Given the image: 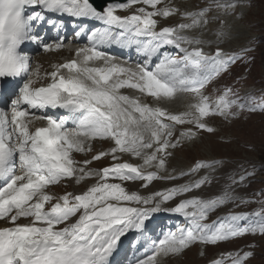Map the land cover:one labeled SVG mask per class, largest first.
I'll return each instance as SVG.
<instances>
[{"label": "snow or ice", "instance_id": "snow-or-ice-1", "mask_svg": "<svg viewBox=\"0 0 264 264\" xmlns=\"http://www.w3.org/2000/svg\"><path fill=\"white\" fill-rule=\"evenodd\" d=\"M161 2L126 0L98 10L90 0H0V78H25L19 95L11 101V112L0 108V220L11 225L0 227V264H109L117 243L130 229H144L162 204L186 197L215 179L213 174L222 163L218 160H198L178 175L177 169L170 171L168 163L177 148L194 142L203 132L216 133L213 119L229 122L244 111L264 112V97L257 102L254 95H241L230 86L216 99L204 91L244 59L219 46L230 34L228 18L235 16L243 0H207L194 11L167 5L157 8ZM135 4L147 7L130 15L117 14ZM49 13L94 18L105 27L90 33L89 46L78 48L75 59L54 64L53 71L43 74L50 83L34 87L40 72L32 68L24 46L36 43L44 52L65 46L63 37L49 42L40 34L41 26L57 24ZM174 14L185 22L159 27L157 16ZM214 23L219 25L216 30L210 28ZM196 31L201 35L214 31L216 48L206 51L205 45L213 41L190 35ZM104 45L133 48L146 59L135 67L117 64L101 50ZM168 47L176 50L175 55L166 51ZM157 57L158 62L151 63ZM124 88L157 103L190 98L188 110L169 112L123 94L120 90ZM49 108L67 114L54 118L32 111ZM32 118L46 120L47 125L30 130ZM94 141L109 142L111 147L82 162L76 160L73 154L91 152ZM124 155L141 163L124 160ZM105 157L111 158L109 165L88 167ZM254 175L245 169L230 176L223 194L213 198L179 199L166 211L181 214L186 225L152 240V254L136 264H157V257L180 255L196 243L217 245L249 234L264 235V207L206 223L210 213L229 202L237 207L255 202L233 195L236 187ZM178 176L189 180L150 195L126 187L140 182L148 188L158 180ZM94 177L96 183L79 194L56 196L48 191L62 182L65 186L72 180L80 184ZM259 195L264 197V190ZM72 218L74 222L69 223ZM21 219L27 222L18 223ZM254 254L252 250L228 252L213 264H246Z\"/></svg>", "mask_w": 264, "mask_h": 264}, {"label": "rangeland", "instance_id": "rangeland-1", "mask_svg": "<svg viewBox=\"0 0 264 264\" xmlns=\"http://www.w3.org/2000/svg\"><path fill=\"white\" fill-rule=\"evenodd\" d=\"M228 19L231 25L230 34L227 37L230 39L229 44L236 47H243L249 43L257 44L253 51L249 52L255 57H252L254 60L245 64L243 68H237L234 77L237 76L238 80L245 84L248 90L253 88L254 92L251 95L257 94L259 98L264 97V0L243 2V6L237 8L235 16ZM215 26V30L218 29V23H215ZM231 45L228 46L232 47ZM39 63L37 62L35 69ZM45 64H47V59H45ZM244 68H249V70ZM245 74H248L249 77H244ZM231 78H233L232 75ZM231 78L228 79L229 82H232ZM217 128L219 129L217 133L204 135L201 139L195 141V144L189 147L187 151H185V148L178 150L181 152L178 153L175 159L177 165L174 167L177 168L189 169L197 160H218L222 162L213 174L215 179L211 184L194 190L188 193L187 196L209 199L222 195L230 183L229 177L247 169L249 172H255V175L250 177L244 185L236 187L233 195L243 201L252 200L255 202L240 203L238 200L239 207L236 206V203L229 202L212 212L211 216L219 218L224 214L236 213L246 209L255 211L257 207L264 205V203H261V201H264V197L259 195L264 190V112L244 111L234 120L229 122L222 120ZM203 174L202 170L200 175ZM198 178L199 176H193L191 179ZM188 180L189 177H183L180 181H157L156 185L158 188L166 189L173 185L184 184ZM139 185L140 187H137L140 192H144L141 189V183ZM73 188L72 181H68L67 186L62 184L52 188L49 192L61 196L65 192H72ZM145 192L148 193L147 190ZM253 244L255 247L250 248L249 246ZM210 249V257H215L219 251H234L235 253L237 249H243L244 251L252 249L255 251V255L248 264H264V235L249 234L241 239L236 238L230 242H220L217 245H212L207 248V252ZM187 257L191 259L189 262L184 257L181 262L184 264H199L205 261L203 258L198 257L197 253H195V256L187 254ZM176 262H179V259ZM169 264H172V261H169Z\"/></svg>", "mask_w": 264, "mask_h": 264}, {"label": "bare ground", "instance_id": "bare-ground-1", "mask_svg": "<svg viewBox=\"0 0 264 264\" xmlns=\"http://www.w3.org/2000/svg\"><path fill=\"white\" fill-rule=\"evenodd\" d=\"M229 18H230V17H229ZM236 20H237V19H236ZM43 82H45V81H40V82H38V83L40 84V83H43ZM74 154H76V153H74ZM139 161H140V160H139ZM177 170H178V169H177ZM72 181H74V180H72ZM157 188H158V187H157ZM166 209H168V207L161 205V211H159L158 213H162L163 211L166 212ZM26 222H27L26 219H21L19 223H26Z\"/></svg>", "mask_w": 264, "mask_h": 264}]
</instances>
